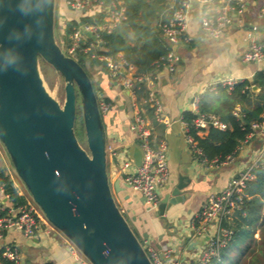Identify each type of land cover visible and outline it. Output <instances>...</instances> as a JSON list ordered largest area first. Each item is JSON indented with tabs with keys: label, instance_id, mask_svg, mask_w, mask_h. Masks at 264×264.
I'll return each mask as SVG.
<instances>
[{
	"label": "water",
	"instance_id": "1",
	"mask_svg": "<svg viewBox=\"0 0 264 264\" xmlns=\"http://www.w3.org/2000/svg\"><path fill=\"white\" fill-rule=\"evenodd\" d=\"M54 19L55 0H0V148L23 193L87 261L152 264L113 196L128 187L107 174L106 130L91 78L62 51ZM41 61L63 80L62 105L43 84ZM78 100L87 148L75 133ZM132 159L140 165L138 148ZM188 184L180 178L167 187L158 216L189 197L182 192Z\"/></svg>",
	"mask_w": 264,
	"mask_h": 264
},
{
	"label": "built area",
	"instance_id": "2",
	"mask_svg": "<svg viewBox=\"0 0 264 264\" xmlns=\"http://www.w3.org/2000/svg\"><path fill=\"white\" fill-rule=\"evenodd\" d=\"M200 2L205 5L200 16V26L203 33L211 38H218L230 26L232 13L239 16V20L242 21L241 18L247 7V0H200ZM216 2H219V5L213 7L211 4ZM64 3L71 11L77 13V17L88 16L90 19L87 21L77 19L71 31L67 35L65 33L62 35V51L71 57L80 54L87 60L95 59L103 62L109 76L113 79L120 76L122 88L127 90L131 96L134 112L130 127L135 133L136 146L141 152V163L135 165L130 155H124L115 162L116 175L127 185L132 194L143 198V205L147 211L156 212L160 202L159 191L167 184L169 178L167 143L164 139L155 137L153 127V123H169L162 101L157 97L155 82L158 77L155 72L140 71L119 54L108 55L98 52L104 50L101 34L110 32L124 19L122 0H64ZM188 8V0H182L177 7L172 8L165 19L158 23V28L169 49L156 62V65L169 73L175 71L180 59L176 50L171 49L170 46L188 40L186 35ZM257 16L264 20V6L258 9ZM60 27L64 29L65 25L61 23ZM240 60L243 63H258L264 60V42L251 43L242 52ZM122 67L125 68L124 72ZM241 81L237 78L223 76L211 83L207 90L216 92L218 88H223L226 93H230ZM139 92L143 93L141 100H138ZM200 97V94L195 95L191 101V112L195 114L193 125L196 134L202 135L210 127L224 130L227 125L217 114L200 110ZM109 105L104 100L98 102L101 115L107 112ZM148 111L151 113V120L145 115ZM233 114L237 117L241 116L237 108L233 110ZM183 127L188 150L194 155L201 168L212 170L231 162L234 156L246 146L253 133L264 132V113L261 114L260 121L250 123L251 132L240 141L235 153L226 156L223 160L207 159L189 132L185 121H183ZM259 166H264V146L221 189L211 192L192 215L188 224L191 236L197 241L204 235L206 238L198 254L193 256L187 264H207L211 259L220 261V250L233 235L230 218L241 210L244 188L247 182L254 177L253 171ZM5 176L12 180L16 192L24 200L14 201L5 191V182L0 177V191L7 200L6 203L0 202V242L11 230L20 231L29 238L40 231H47L51 228L22 189L14 184L11 171ZM120 209L125 212L123 208L120 207ZM66 243L69 252L78 264H91L79 257L75 247L68 240ZM144 244L148 248V256L152 264H181L182 250L179 247L170 246L157 249L147 240H144ZM159 253L163 255L165 261L160 259ZM5 260L10 261L11 264H19L18 251L8 244L3 245L0 250V264H3Z\"/></svg>",
	"mask_w": 264,
	"mask_h": 264
},
{
	"label": "crops",
	"instance_id": "3",
	"mask_svg": "<svg viewBox=\"0 0 264 264\" xmlns=\"http://www.w3.org/2000/svg\"><path fill=\"white\" fill-rule=\"evenodd\" d=\"M263 4L264 0H247L242 21L239 20V16L232 13L230 26L218 38H211L203 33L200 26V16L205 5L200 0H188L186 28L188 40L180 41L175 46L180 57L177 69L173 74L164 69L154 71L160 81L157 90L169 121L168 124L153 123L155 137L164 139L168 147L169 178L167 184L159 191L160 198L169 190L167 187L171 188L180 178H183V182L189 183L182 192L190 195L183 202L167 208L164 217L158 216L156 213L158 210L147 211L145 206L137 202L138 196L129 190L121 193V197L125 210L127 207L135 209V213L128 214L142 238L157 249L179 247L182 250L181 264H187L198 254L206 238L204 235L199 241L192 236L187 239L186 226L192 215L211 192L221 189L264 146V132H255L231 162L212 170H205L199 166L186 146L182 119L184 112L191 111L192 98L198 94L202 95L218 78L227 76L251 80L255 73L264 72V60L253 65L240 60L242 52L251 43L264 42V20L256 14L257 8ZM211 5L216 7L219 2ZM118 54L122 56V53ZM89 70L98 83L100 98L110 104L102 117L106 130L110 176L114 182L118 178L115 162L124 155L132 157L134 148H137L135 133L130 127L134 109L128 91L121 87V82L109 76L104 66L92 64ZM142 95V92L138 93V100L142 99ZM236 108L240 110L239 105L234 107ZM145 115L151 120L150 111ZM206 132L202 135L204 136ZM8 172L10 169L0 155V173L6 175ZM13 181L16 185L14 177ZM126 195H129L128 199H125ZM0 202H7L1 191ZM133 217L135 219H132ZM7 244L18 251L19 264H78L67 248L66 238L52 228L40 231L29 238L20 231L11 230L0 242V250ZM5 262L11 264L8 260Z\"/></svg>",
	"mask_w": 264,
	"mask_h": 264
},
{
	"label": "trees",
	"instance_id": "4",
	"mask_svg": "<svg viewBox=\"0 0 264 264\" xmlns=\"http://www.w3.org/2000/svg\"><path fill=\"white\" fill-rule=\"evenodd\" d=\"M122 1L124 19L110 32L101 34L104 50L98 52L108 55L122 53L123 58L140 71L154 72L161 69L156 62L167 53L169 47L161 35L158 23L182 0ZM69 15L71 18L64 28L66 35L77 19L84 21L90 19L88 16L74 17L71 13ZM81 57L79 60L76 59L79 64L86 59L83 55ZM87 64L105 67L103 62L95 59L87 61ZM252 85L259 90H252ZM236 105L240 108L239 117L233 114ZM199 108L201 111L217 114L227 127L224 130L210 127L203 136L195 132L194 113L186 111L182 119L205 157L209 160L213 158L223 160L235 153L240 141L251 132L250 123L260 121V116L264 113V72H257L251 80L244 79L237 83L230 93H226L223 88H218L216 92L206 90L200 97ZM76 115L80 118L83 130L81 111L79 110ZM253 174L254 177L244 188L241 210L230 218L232 238L220 250V261L211 259L207 264H264V166L256 168ZM0 176L5 182V191L13 200L23 201V197L16 192L12 180L3 173H0ZM2 263L10 264L5 261Z\"/></svg>",
	"mask_w": 264,
	"mask_h": 264
},
{
	"label": "rangeland",
	"instance_id": "5",
	"mask_svg": "<svg viewBox=\"0 0 264 264\" xmlns=\"http://www.w3.org/2000/svg\"><path fill=\"white\" fill-rule=\"evenodd\" d=\"M264 6V4L262 5ZM261 7V6H260ZM258 7L257 10H256V14H257V11L258 9L260 8ZM72 14V16H77V13L74 12V11H71V10H68L67 6L64 4L63 0H55V19H54V34H55V38H56V41L57 43L62 46V35L65 33V29H61L60 27V24L63 23L65 26L69 23V18L70 15L69 13ZM64 48V47H63ZM74 59H80L82 58L80 54H75L74 56H72ZM87 59L84 58V62H81L83 68L86 70V72L88 73V75L90 76L91 78V81H92V85H93V89H94V92H95V95L97 97V100L98 102L100 100H102V98H100L99 96V93H98V83L96 81V79L94 78L93 74L90 72L89 70V66L87 64ZM251 65H253L254 63L251 62L249 63ZM106 69V68H105ZM177 69V67L175 68V70ZM40 71H41V76H42V79H43V84L46 88V90L48 91V93L55 99L59 102L60 105H62L63 103V96H64V90H63V80L62 78L56 74V72L53 70V68H51L48 64L44 63L43 61H41L40 63ZM175 72V71H174ZM174 72L172 73H169V74H173ZM115 80H118L120 82V76H118L117 78H115ZM160 85V81H159V78L158 80L155 82V87L156 89L159 87ZM122 87V86H121ZM157 97L161 100V97L158 93V90H157ZM80 110V102L79 100L77 101V104H76V113H78ZM77 116V115H76ZM79 117V116H78ZM78 117H75V133H76V136L78 138V141L79 143L84 147V148H87L86 146V141H85V136H84V129L82 130L81 128V121H80V118ZM0 155L4 158V155H3V152L0 148ZM5 159V158H4ZM6 162V160H5ZM7 163V162H6ZM8 166V165H7ZM106 171H107V174L109 175L110 177V162L109 160H107V166H106ZM13 175V174H12ZM14 177V180L17 182V185L19 187H21L22 191L25 193L24 189L22 188V186L20 185L19 181L17 180V178L13 175ZM110 181L112 183V180L110 178ZM111 189H112V184H111ZM129 190L131 192V190L129 188L126 189V191ZM113 191V189H112ZM26 194V193H25ZM113 196H114V199L116 201V203L124 209V204L122 203L123 202V199L121 197V193H114L113 192ZM29 198V197H28ZM30 199V198H29ZM31 200V199H30ZM32 202V201H31ZM33 203V202H32ZM144 206V205H142ZM36 207V206H35ZM37 208V207H36ZM38 209V208H37ZM125 210V209H124ZM153 212V211H151ZM124 216L126 218V220L128 221L130 227L135 231V233L137 234L141 244L143 245V248L145 250V252L148 254V248L147 246L144 244V239L142 238V236L138 233V231L136 230L135 228V225H134V222L131 220V217L128 213L124 212ZM232 222V221H231ZM231 222H230V226L232 228V225H231ZM51 226V225H50ZM184 227V226H183ZM187 229H186V234H187V239H190L191 238V232H190V229H189V226L187 225L186 226ZM52 230L54 231H57L53 226H51ZM59 232V231H57ZM256 237H258V234H256ZM77 251V250H76ZM77 254L79 255V257L82 259V260H86L78 251H77ZM159 257L161 260L165 261V259L163 258V255L161 253H159Z\"/></svg>",
	"mask_w": 264,
	"mask_h": 264
},
{
	"label": "clouds",
	"instance_id": "6",
	"mask_svg": "<svg viewBox=\"0 0 264 264\" xmlns=\"http://www.w3.org/2000/svg\"><path fill=\"white\" fill-rule=\"evenodd\" d=\"M57 191L59 192L60 190H59V189H57Z\"/></svg>",
	"mask_w": 264,
	"mask_h": 264
}]
</instances>
